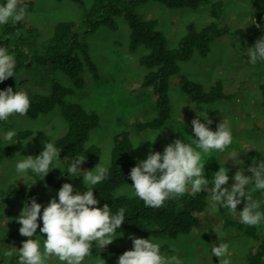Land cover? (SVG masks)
<instances>
[{"label":"rangeland","instance_id":"obj_1","mask_svg":"<svg viewBox=\"0 0 264 264\" xmlns=\"http://www.w3.org/2000/svg\"><path fill=\"white\" fill-rule=\"evenodd\" d=\"M33 1V8L27 13L25 22L36 29L37 35L29 38L28 44L24 47L25 51L33 54L46 52L59 22L75 23L76 31L83 35L84 13L90 10L94 3V0H81L82 4L72 0ZM217 1L223 3L222 21L231 33L215 40L207 57L195 55L190 61L179 63L180 72L170 79L168 92L171 117L159 130L138 132L135 127L136 123L146 122L155 116L156 97L153 90L143 84L148 69L139 64V58L146 51L143 48L136 53L129 51L130 27L123 16L115 17L117 23L115 31L103 26L84 39L89 46V54L97 72L93 73L85 64L82 88L77 89L70 77L61 70H44L35 66L23 69L11 88L13 91L16 89L26 91L29 98L37 95L50 96L53 82H58L72 91L70 96L64 98V102L76 103L87 112L99 116V126L91 131L86 146L99 147L100 158L106 157L111 163L114 138L118 133L127 131L131 135L137 163L145 159L150 151L163 152L164 147L175 139L185 141L193 139L191 120L195 118V112L185 106L193 101L182 90L181 77L201 83L207 89L221 81L224 92L229 98L214 104L200 105L208 108V116L213 121L210 125L212 130H215L222 120L229 124L233 133V142L223 153L210 150L204 154L202 150H197L201 151L202 160L206 163V179H210L220 166L226 167L230 179L225 186L230 187L234 182L231 177L235 172L250 166L255 159H264V106L261 104L260 92V85L264 84V64L260 61L250 62L246 51L251 46L241 36L232 34L239 28H248L254 21L255 8L251 0H206L197 10L170 9L158 2H150L139 5L137 12L145 20L155 21L157 30L166 39L167 47L175 49L185 35L187 25L193 23L201 29L211 22L210 10ZM4 25H0V33ZM197 104L198 111L205 110L199 103ZM67 127L59 106L36 119L24 113L13 114L8 119L0 121V136L9 130H14L10 140H0V144L12 146V158L0 162V188L6 189L11 184L24 183L34 187L38 203L48 204L50 199L56 198L60 188L35 183L30 170L26 176L20 177L15 172L14 165L22 158L20 155L37 156V150L44 146L45 142H50L51 137L54 138L53 140L61 137L67 131ZM21 131H29L31 135L22 140H14V136ZM157 133L159 134L156 137ZM143 140L153 142L144 141L139 144ZM68 183L73 185L74 191L83 193L87 190L82 175L79 177L74 175ZM113 196L134 195H130L127 188L122 186L111 198H114ZM209 196L210 192H207L208 204L201 216L202 224L199 228L176 239L167 236L154 239L162 241V251L174 253L181 260V264H219V258L211 255L212 245H218L219 241L229 245L227 257L229 264H248L247 256L259 243L258 239L245 235L243 229L246 225L239 221L238 214H227L225 217L221 215L218 204L213 208ZM7 203H10L19 214L25 205L20 195L11 196ZM243 207L242 202L237 205V211L242 210ZM6 212L7 208L4 207L2 216ZM227 219L233 224H227ZM37 223L38 228L32 238L34 239L36 235L46 238V234L39 232V227L42 226L39 216ZM5 226L3 221L1 228H6ZM216 232L220 235L218 236ZM116 235L121 236L116 237L109 246L116 247L120 251L103 257L105 264H117L118 257L126 250L132 249L131 236L142 238L130 232ZM26 239L28 237H24L23 240L16 239L9 248L18 251L19 243ZM9 248H6V245L0 246V249ZM17 255L15 250L11 256L0 255V264H17ZM95 259L94 256L85 257L82 264H93ZM48 264H61V262L55 256H51Z\"/></svg>","mask_w":264,"mask_h":264},{"label":"trees","instance_id":"obj_2","mask_svg":"<svg viewBox=\"0 0 264 264\" xmlns=\"http://www.w3.org/2000/svg\"><path fill=\"white\" fill-rule=\"evenodd\" d=\"M72 1L82 4L81 0ZM21 2L29 13L33 8L34 1L21 0ZM150 2H158L170 9L197 10L206 0H94L90 10L84 13L85 30L83 35L76 31L75 23L59 22L55 27L54 36L43 54L25 51L24 47L28 44L29 38L37 35L36 29L25 22V19L14 25L10 22L6 23L0 33V46L9 49L10 54L14 56L15 67L14 77L0 82V90L12 87L19 73L23 69L33 66L44 70H61L70 77L77 89L82 88L84 86L82 73L85 64L90 67L93 73L97 72L89 54V46L84 39L103 26L115 31L117 29L115 17L123 16L130 27L129 51L136 53L141 48L146 51L139 58V64L148 69L143 84L145 87L151 88L156 97L155 116L146 122L136 123V130L144 132L161 129L171 117L168 92L170 79L180 72L179 63L188 62L195 55L202 58L207 57L212 50V43L231 33V30L222 21L223 3L217 1L210 10L211 22L201 29H198L193 23L187 25L186 33L180 39L178 47L170 49L167 47L164 35L156 28L157 23L145 20L137 12L139 5ZM251 3L255 8L254 21L248 28H239L232 34L241 36L252 47L258 38L264 36V0H251ZM180 83L186 96L199 104H214L229 98V95L224 92L221 81L216 82L209 89L187 77H181ZM260 92L261 104L264 106V84L260 85ZM71 94V90L54 81L50 96L37 95L30 98V106L25 113L28 117L36 119L59 106L61 115L68 125L67 131L61 137L53 140L56 147L61 150L60 158H65L60 162L61 170L53 168L45 176L32 172L37 184H49L60 188L62 184L68 183L73 177L67 176L66 169L76 157L85 160L81 165V172L91 170L99 162V147L86 146L91 131L99 126V116L96 113L87 112L76 103L64 102V98ZM30 135L29 131H21L14 136V140H22ZM42 149L43 146L37 150V155ZM11 158L12 146L0 144V162ZM135 165L136 158L131 135L127 131H122L114 138L108 178L91 186L94 189V197L99 200L98 206L102 207L104 204H108L112 212L124 207L125 221L121 228L116 230V234L130 232L142 238H149L151 235L153 238L167 236L176 239L179 236L190 234L201 226V216L208 204L207 192L204 191L195 194L185 192L179 197L166 200L159 207H146L144 202L136 196L111 198L120 187L125 186L126 183H132L128 174ZM245 174L251 175L247 171ZM253 194L255 198L261 199L258 192ZM14 195L22 196L25 203H30L32 199L36 201L33 186L15 183L6 189L0 188V228L3 221L6 225V228L0 229L2 233L0 246L6 245V248H9L16 239L23 240L24 238L18 232L20 225L16 221V217L19 213L10 203H7ZM39 204L42 205L41 211L43 206L47 205ZM4 207L7 208V212L2 216ZM219 209L221 215L227 217V210L220 206ZM261 209L264 210V203L261 204ZM227 224H233V222L228 220ZM243 231L247 237L259 241L257 246L249 252L246 262L248 264H264V224L246 225ZM21 246L22 241L18 248ZM119 251L118 248L109 245L105 249L94 246L91 256L97 257L100 254L103 258Z\"/></svg>","mask_w":264,"mask_h":264},{"label":"clouds","instance_id":"obj_3","mask_svg":"<svg viewBox=\"0 0 264 264\" xmlns=\"http://www.w3.org/2000/svg\"><path fill=\"white\" fill-rule=\"evenodd\" d=\"M26 15L27 9L21 0H0V25L9 22L14 25L23 21ZM246 52L250 62H264V36L258 38ZM14 67V56L8 48L0 46V82L14 77ZM197 105L195 102L185 105L195 112V118L191 120L193 139L186 140L187 142L175 139L164 147L163 152L150 151L145 159L139 160L130 169L128 175L132 184L126 183L125 187L130 195L140 198L146 207H159L166 200L179 197L185 192H210L209 202L213 208L218 204L228 214H238L239 221L248 226L264 224V210L261 209V204L264 203V159H255L250 166L235 172L231 177L234 182L230 187L225 186L230 179L226 167L220 166L210 179H206V163L199 150L204 154L210 150L223 153L233 142V133L224 120L212 130L210 125L213 121L208 116V108L199 104L205 110L198 111ZM29 106L30 98L26 91H13L11 87L0 90V121L13 114L23 115ZM13 135L14 130H9L0 136V140L8 141ZM53 139L51 137L50 142H45L43 149L35 157L20 155L22 158L14 165L18 176H26L29 170L43 176L53 168L61 170L60 162L65 158H60L61 150L56 147ZM144 141L153 142L143 140L139 144ZM84 161L80 157L74 158L66 173L69 178L77 173L79 174L75 177L82 175L87 190L83 193L74 191L72 184L64 183L56 198L50 199L42 211V205L35 199L25 203L16 221L20 225L19 234L28 239L22 241L18 251L15 248L0 249V255L11 256L15 250L18 253L17 264H48L51 256L58 258L61 264H82L85 257L92 255L94 246L105 249L116 237L121 236L116 235V230L125 221L124 207L112 212L108 204L98 206L99 200L94 197V189L91 187L108 178L110 162L106 157L99 158V162L91 170L81 172ZM246 171L251 175H246ZM254 192H258L261 199L255 198ZM242 202L243 209L237 211V205ZM38 216L42 222L39 232L46 234V238L36 235L33 239L38 228ZM130 239L132 249L123 252L118 257L117 264H181L174 253L162 251L163 242L151 235L148 239L135 236ZM211 255L219 258V264H229L228 243L219 241L218 245L213 244ZM93 264H105V260L99 254Z\"/></svg>","mask_w":264,"mask_h":264}]
</instances>
